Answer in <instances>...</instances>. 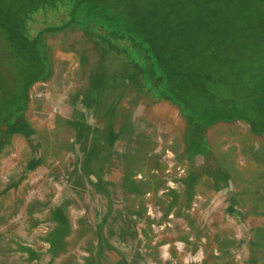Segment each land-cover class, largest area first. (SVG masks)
<instances>
[{
  "label": "rangeland",
  "instance_id": "obj_1",
  "mask_svg": "<svg viewBox=\"0 0 264 264\" xmlns=\"http://www.w3.org/2000/svg\"><path fill=\"white\" fill-rule=\"evenodd\" d=\"M102 36L44 35L50 73L0 126V264H264V133L219 123L198 141L139 52ZM2 64L10 96L23 78Z\"/></svg>",
  "mask_w": 264,
  "mask_h": 264
},
{
  "label": "trees",
  "instance_id": "obj_2",
  "mask_svg": "<svg viewBox=\"0 0 264 264\" xmlns=\"http://www.w3.org/2000/svg\"><path fill=\"white\" fill-rule=\"evenodd\" d=\"M60 8L67 14L61 25L30 34L37 14ZM72 28L99 30L109 46L127 42L125 48L139 52L143 74L156 80L155 98L176 105L198 141L219 123L244 122L254 136L264 133V0H0L2 66L23 78L10 96L0 82V102L7 103L0 126L26 107L31 86L50 73L42 37ZM255 68L258 74L243 79V69Z\"/></svg>",
  "mask_w": 264,
  "mask_h": 264
},
{
  "label": "crops",
  "instance_id": "obj_3",
  "mask_svg": "<svg viewBox=\"0 0 264 264\" xmlns=\"http://www.w3.org/2000/svg\"><path fill=\"white\" fill-rule=\"evenodd\" d=\"M248 130H249V126H248ZM249 133H251L250 130H249ZM252 135H253V134H252ZM253 136H254V135H253ZM260 136H261V135H260ZM254 137H258V136H254Z\"/></svg>",
  "mask_w": 264,
  "mask_h": 264
}]
</instances>
